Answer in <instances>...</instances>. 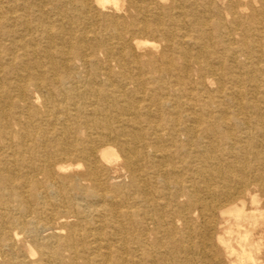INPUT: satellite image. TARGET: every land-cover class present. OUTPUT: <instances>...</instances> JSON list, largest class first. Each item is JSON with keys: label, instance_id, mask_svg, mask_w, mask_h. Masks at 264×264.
I'll return each mask as SVG.
<instances>
[{"label": "bare ground", "instance_id": "1", "mask_svg": "<svg viewBox=\"0 0 264 264\" xmlns=\"http://www.w3.org/2000/svg\"><path fill=\"white\" fill-rule=\"evenodd\" d=\"M0 264H264V0H0Z\"/></svg>", "mask_w": 264, "mask_h": 264}, {"label": "rangeland", "instance_id": "2", "mask_svg": "<svg viewBox=\"0 0 264 264\" xmlns=\"http://www.w3.org/2000/svg\"><path fill=\"white\" fill-rule=\"evenodd\" d=\"M241 57L244 58V56H241ZM69 173L74 174L73 171H70ZM112 175L117 176L115 179L123 183H127L130 181V177L128 176V174L125 172V170L122 167H118L117 169H114V171L112 172Z\"/></svg>", "mask_w": 264, "mask_h": 264}]
</instances>
